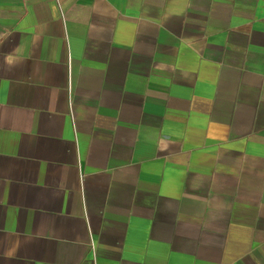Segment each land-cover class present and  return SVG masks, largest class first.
Wrapping results in <instances>:
<instances>
[{"label": "crops", "instance_id": "0c3cea01", "mask_svg": "<svg viewBox=\"0 0 264 264\" xmlns=\"http://www.w3.org/2000/svg\"><path fill=\"white\" fill-rule=\"evenodd\" d=\"M0 264H264V0H0Z\"/></svg>", "mask_w": 264, "mask_h": 264}]
</instances>
